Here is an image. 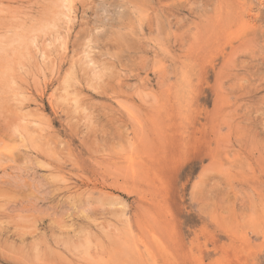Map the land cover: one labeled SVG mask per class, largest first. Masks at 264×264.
I'll return each mask as SVG.
<instances>
[{
  "label": "rangeland",
  "instance_id": "374dc122",
  "mask_svg": "<svg viewBox=\"0 0 264 264\" xmlns=\"http://www.w3.org/2000/svg\"><path fill=\"white\" fill-rule=\"evenodd\" d=\"M0 264H264V0H0Z\"/></svg>",
  "mask_w": 264,
  "mask_h": 264
}]
</instances>
